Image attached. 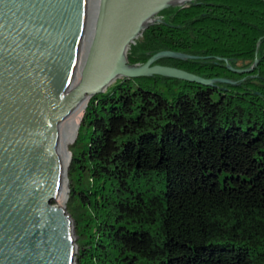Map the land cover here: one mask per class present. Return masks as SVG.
<instances>
[{"label":"trees","instance_id":"obj_1","mask_svg":"<svg viewBox=\"0 0 264 264\" xmlns=\"http://www.w3.org/2000/svg\"><path fill=\"white\" fill-rule=\"evenodd\" d=\"M157 17L130 64L181 52L196 58L157 64L236 84L123 79L89 101L68 170L77 264H264V2L190 0ZM256 58L251 73L229 67Z\"/></svg>","mask_w":264,"mask_h":264},{"label":"water","instance_id":"obj_2","mask_svg":"<svg viewBox=\"0 0 264 264\" xmlns=\"http://www.w3.org/2000/svg\"><path fill=\"white\" fill-rule=\"evenodd\" d=\"M90 1L0 0V264H76L73 219L56 200L66 118L85 100L123 79L236 84L157 64L196 58L181 52L129 63L157 16L190 0H92L91 25ZM257 63L229 67L245 74Z\"/></svg>","mask_w":264,"mask_h":264},{"label":"bare ground","instance_id":"obj_3","mask_svg":"<svg viewBox=\"0 0 264 264\" xmlns=\"http://www.w3.org/2000/svg\"><path fill=\"white\" fill-rule=\"evenodd\" d=\"M95 16V10L92 0L90 1L89 9V24L92 22V18ZM91 25V24H90ZM88 100H85L82 105L74 111L70 116L66 118L63 134H62V151H61V168H62V181L60 194L56 200V204L59 206H65L68 199L67 190V171L71 162V153H69V148L72 146L79 134L80 125L87 108Z\"/></svg>","mask_w":264,"mask_h":264},{"label":"rangeland","instance_id":"obj_4","mask_svg":"<svg viewBox=\"0 0 264 264\" xmlns=\"http://www.w3.org/2000/svg\"><path fill=\"white\" fill-rule=\"evenodd\" d=\"M238 67H242V66L238 65ZM116 82H117V81H116ZM116 82H115V83H116ZM115 83H114V84H115ZM159 90H161V92H163L165 96H167V97H169V98L172 97V95H171V90H170L167 86L161 84V86H159ZM175 92H178V89H175ZM72 146H73V145H72ZM72 146H70V148H69V153H71V150H70V149H71ZM82 146H83V144H82V142H80V143L78 144V146H77V149H81ZM71 161H72V154H71ZM70 163H71V162H70ZM68 170H69V169H68ZM67 174H68V171H67ZM71 186H72L71 181H70V179H69V176L67 175L68 199H67V202H66V204H65V207H66V210H67L68 214H70L71 217H72V219H73L74 230H75V226H76V225H75L74 218H76V216H77L79 213L82 212L81 207L77 205V203L80 201L81 197H80L79 194H76V193H75L76 201H71ZM79 242H80V239H79V236L77 235L76 230H75V243H76V245H77V247H78V248H77V255H78V251H79ZM77 255H76V256H77ZM76 264H77V259H76Z\"/></svg>","mask_w":264,"mask_h":264}]
</instances>
